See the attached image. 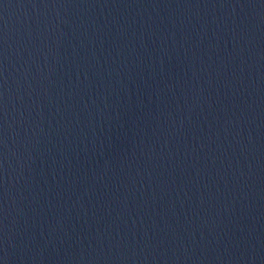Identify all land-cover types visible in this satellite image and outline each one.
<instances>
[{
  "label": "water",
  "instance_id": "water-1",
  "mask_svg": "<svg viewBox=\"0 0 264 264\" xmlns=\"http://www.w3.org/2000/svg\"><path fill=\"white\" fill-rule=\"evenodd\" d=\"M0 264H264V0H0Z\"/></svg>",
  "mask_w": 264,
  "mask_h": 264
}]
</instances>
